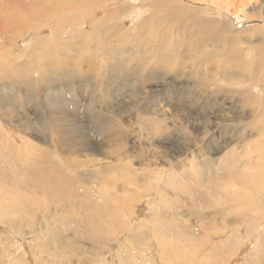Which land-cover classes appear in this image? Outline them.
Returning <instances> with one entry per match:
<instances>
[{
	"label": "rangeland",
	"instance_id": "obj_1",
	"mask_svg": "<svg viewBox=\"0 0 264 264\" xmlns=\"http://www.w3.org/2000/svg\"><path fill=\"white\" fill-rule=\"evenodd\" d=\"M140 1L0 0V264H264V136L245 125L256 119H237L252 106L235 93L249 84L244 60L256 61L264 47V0L220 12V0H174L185 9L171 18L170 0L151 17L147 5L132 13ZM188 14L214 24L206 29ZM177 17L186 23L178 27ZM203 34L211 38L201 48L169 53L173 39ZM52 66L67 72L50 76ZM36 165L52 174L41 176ZM226 167L236 170L224 174Z\"/></svg>",
	"mask_w": 264,
	"mask_h": 264
},
{
	"label": "bare ground",
	"instance_id": "obj_2",
	"mask_svg": "<svg viewBox=\"0 0 264 264\" xmlns=\"http://www.w3.org/2000/svg\"><path fill=\"white\" fill-rule=\"evenodd\" d=\"M109 1V0H108ZM119 1V0H118ZM140 1V0H139ZM145 1H147V0H145ZM145 1H140V2H138V3H140V5L139 6H137V3L136 4H134L133 3V6L131 7V9H132V13H135V12H137V10L139 11V7H144V6H148L147 8H149L150 9V17H151V15H152V12H153V10L155 9V7H160V8H162L161 7V5L162 4H159V3H161V0H152V1H150V2H145ZM171 2L169 3V2H165L164 3V9L166 10V5L165 4H169V9H168V12H169V16H170V18L172 17V16H175V13L174 12H176V10L177 9H180L181 7L182 8H184V6H180V5H178V4H176L175 3V1L174 0H170ZM187 1H189V0H187ZM192 1V0H191ZM193 1H196V0H193ZM193 1L192 2H190V3H193ZM203 1V0H202ZM221 1H223V2H221ZM235 1L237 2V1H239V2H241V3H244V4H246V3H248L247 2V0L245 1V0H220V3L218 4V10H219V12L221 11V10H223L225 7H227V6H230V5H232V4H234L235 3ZM8 2V1H7ZM199 2H200V4H201V0H199ZM199 2H198V4H199ZM196 3V2H195ZM8 4V3H7ZM7 4H6V7H7ZM29 4V3H28ZM205 4V3H204ZM230 4V5H229ZM244 4H242V5H244ZM58 4H56V6H57ZM112 5V4H111ZM127 5V4H126ZM193 5H195V4H193ZM206 5V4H205ZM256 5V4H255ZM14 6H15V4H14ZM35 6V5H34ZM114 6V5H113ZM127 6H129V5H127ZM196 6H197V4H196ZM208 6V5H207ZM224 6V8H222ZM1 7V6H0ZM8 7H10L9 9H11L12 7L11 6H8ZM53 7H55V6H53ZM89 7H91V6H89ZM205 7V6H204ZM211 7V6H210ZM18 8V7H17ZM62 8V7H61ZM92 8V7H91ZM113 8V7H112ZM146 8V7H145ZM182 8H181V10H182ZM194 8V7H193ZM197 8V7H196ZM199 8H201L200 7V5H199ZM207 8H209V7H207ZM235 8V7H234ZM233 8V9H234ZM21 9V8H20ZM30 9V8H29ZM54 9V8H53ZM93 9V8H92ZM119 9V8H118ZM163 9V10H164ZM185 9V8H184ZM195 9V8H194ZM202 9V8H201ZM216 9V8H215ZM7 10V9H6ZM5 10V11H6ZM12 10V9H11ZM55 10H57V8L55 9ZM68 10V9H67ZM82 10H83V8H82ZM116 10V9H115ZM120 10V9H119ZM148 10V9H147ZM155 10H162V9H155ZM163 10H162V12H163ZM228 10V9H227ZM13 11V10H12ZM16 11V10H15ZM15 11H13V12H15ZM28 11H30V10H28ZM34 11H36V10H34ZM34 11H32L33 13H34ZM53 11V10H52ZM64 11H66V9L64 10ZM117 11V10H116ZM127 11H129V10H127ZM234 11H235V9H234ZM10 12V11H9ZM20 12V11H19ZM23 12V11H22ZM27 12V11H26ZM51 12V11H50ZM56 12V11H55ZM58 12V11H57ZM56 12V13H57ZM70 12V11H69ZM83 12H84V10H83ZM86 12V11H85ZM141 12V11H140ZM4 13V12H3ZM28 13V12H27ZM33 13H31V14H33ZM36 13V12H35ZM55 13V14H56ZM63 13V12H62ZM161 13V12H160ZM159 13V14H160ZM234 13V12H233ZM9 14H11V12L9 13ZM8 14V15H9ZM14 14V13H13ZM18 13H17V11H16V15H17ZM22 14V13H21ZM26 13H24L23 15H21V16H18V17H21V18H23V20L25 19L24 18V16H26L25 15ZM30 14V17L32 18V16H34V15H31ZM128 14V13H127ZM231 14V13H230ZM37 15V14H36ZM53 15V14H52ZM7 16V15H6ZM23 16V17H22ZM27 16H29V14H27ZM137 16V15H136ZM135 16V17H136ZM9 17H10V15H9ZM13 17V16H12ZM123 17V16H122ZM129 17V16H128ZM179 17V16H178ZM177 17V20H176V23H177V26L178 27H180L181 25H184L185 23H186V20L185 19H182L183 17H181V19L180 18H178ZM29 17H27L26 18V22H30V21H27V19H28ZM36 18H38L37 16H36ZM47 18H49V17H47ZM46 18V19H47ZM51 18V17H50ZM126 18V17H125ZM157 18H158V16H157ZM10 19V18H9ZM12 19V18H11ZM34 19V18H33ZM39 19V18H38ZM52 19V18H51ZM60 19V18H59ZM127 19V18H126ZM129 19V18H128ZM136 19H137V17H136ZM159 19V18H158ZM187 19L188 20H192V22L194 23V24H196V25H202L203 23H205V28L207 29L209 26H212L214 23V20H204L203 18H201L200 16H198V15H194V14H188L187 15ZM15 20V19H14ZM29 20V19H28ZM32 20V19H31ZM48 21L50 20V19H47ZM2 21V20H1ZM5 21V20H4ZM7 21V20H6ZM9 21V20H8ZM13 21V20H12ZM33 21V20H32ZM64 21V20H63ZM75 21H76V19H75ZM158 21V20H157ZM14 22V21H13ZM16 22H19V20L17 21L16 20ZM22 22V21H21ZM26 22H22V23H26ZM36 22V21H35ZM34 22V23H35ZM44 22H45V20H44ZM70 22H74V19H73V21H70ZM69 22V23H70ZM79 22V21H78ZM78 22H77V24H78ZM126 22V21H125ZM138 22H140V21H138ZM147 22V20H144L142 23L143 24H145ZM8 23V22H7ZM10 23V22H9ZM12 23V22H11ZM46 23V22H45ZM100 23V22H99ZM29 24V23H28ZM39 24V23H38ZM37 24V25H38ZM48 24V23H47ZM52 25H53V23H51ZM54 24H55V22H54ZM59 24H60V22H59ZM59 24H57V25H59ZM136 24V23H135ZM22 25V24H21ZM24 25V24H23ZM22 25V26H23ZM56 25V26H57ZM64 25V24H63ZM68 25V24H67ZM70 25V24H69ZM89 25H90V27H92L93 28V23H91V21H90V23H89ZM6 26V25H5ZM27 26V25H26ZM41 26V25H40ZM96 26V25H95ZM144 26V25H143ZM142 26V27H143ZM149 26H150V24H149ZM149 26H147L146 28H148ZM153 26V25H152ZM58 27V26H57ZM78 27V26H77ZM80 27V26H79ZM112 28V31H111V33H109V34H111V35H113V34H116L117 33V28H116V26L114 25V24H110V25H108L107 27H106V31L109 29V28ZM131 27V26H130ZM129 27V28H130ZM141 27V26H140ZM141 27V28H142ZM154 27V26H153ZM32 28V27H31ZM54 28V27H53ZM59 28V27H58ZM72 28V27H71ZM128 28V27H127ZM135 27H133V29H134ZM40 29L42 30V28L40 27ZM65 29V28H64ZM63 29V30H64ZM101 29V28H100ZM136 29V28H135ZM205 29V31H204V33H206V34H208L207 33V30ZM57 30V29H56ZM122 30V29H121ZM128 30V29H127ZM190 30L192 31V27L190 28ZM11 31V30H10ZM23 31V30H22ZM21 31V32H22ZM27 31H29V30H27ZM38 31V30H37ZM59 30H57L56 32H58ZM85 31V30H84ZM90 31H91V29H90ZM126 31V30H125ZM134 31V30H133ZM140 31H141V29H140ZM55 32V33H56ZM80 32V31H79ZM129 32V31H128ZM139 32V31H138ZM39 33V32H38ZM54 33V34H55ZM61 33V32H60ZM81 33V32H80ZM84 33H86V32H84ZM119 33V32H118ZM126 33H127V31H126ZM131 32H129V34H130ZM144 33H146L145 32V30H144ZM35 34H36V32H35ZM56 34H58V33H56ZM206 34H203V35H198L194 40H192V41H188V40H186V39H173V41H171V44H170V48H169V53H171V52H174L176 55H180L181 56V51L182 50H189L191 53H192V51L193 50H195V49H199V48H201L203 45H204V42L206 41V40H209L210 38H211V36L210 35H206ZM34 35V34H33ZM43 36V35H42ZM46 37L48 36V35H45ZM49 36H51V34L49 35ZM53 36V35H52ZM58 36H60V35H58ZM97 36V35H96ZM102 36V35H101ZM116 36V35H115ZM126 36V35H125ZM135 36H137V35H135ZM176 36V35H175ZM35 37H37L38 38V36H35ZM127 37V36H126ZM138 37V36H137ZM53 38H55V37H53ZM58 38V37H57ZM133 38V37H132ZM39 39V38H38ZM41 39L43 40V39H45V37L44 38H40V41H41ZM48 39V38H47ZM56 39V38H55ZM124 39V38H123ZM234 39V38H233ZM14 40V39H13ZM52 40V39H51ZM58 40H60V37L58 38ZM62 40V39H61ZM60 40V41H61ZM30 41V40H29ZM54 42H56L55 40H53ZM151 41V40H150ZM154 41H155V39H154ZM162 41V40H161ZM13 42V41H12ZM45 42V41H44ZM44 42H42V43H44ZM47 42H51V41H47ZM46 42V43H47ZM41 44V43H40ZM40 44H39V46H40ZM53 44H55V43H53ZM59 44V43H58ZM73 44V43H72ZM164 43H162V42H160V46H162ZM35 45H37L36 43L34 44V46ZM41 45H43V44H41ZM61 45V44H60ZM67 44H65V46H66ZM84 45V44H83ZM88 45V44H87ZM86 45V46H87ZM44 46H45V43H44ZM50 46V45H49ZM74 46V45H73ZM77 46H80V45H77ZM139 46V45H138ZM143 46V45H142ZM16 47V46H15ZM57 47V46H56ZM59 47V46H58ZM75 47V46H74ZM25 48V47H24ZM36 48H38L37 46L35 47V48H33V50L34 49H36ZM45 48V47H44ZM82 48V47H81ZM50 49H52V48H50ZM58 49V48H57ZM23 50H25V49H23ZM42 50V49H41ZM54 49H52V52H54V51H56V48H55V50L53 51ZM80 50H82V49H80ZM79 50V51H80ZM35 51V50H34ZM49 51V50H48ZM59 51V50H58ZM12 52V51H11ZM40 52V51H39ZM45 52H46V50H45ZM51 52V51H50ZM50 52H46V54H48V53H50ZM66 52V51H65ZM205 52V51H204ZM9 53V52H8ZM32 53V52H31ZM43 53V51L41 52V54ZM255 54H254V58H256V61H254V62H249V60L247 61V60H244V64H245V66H247V67H245L243 64H242V67H243V71H245L246 72V75L248 76V78H249V84L247 85V86H245L244 87V89L242 90H236V91H238V92H235V93H237L238 94V96L242 99V101L243 102H245V103H248V104H250L251 106H252V108L251 107H248V108H250V110L249 111H247V112H245V111H243V115H241V116H239L237 119H243V120H245V119H249L250 117L251 118H253V119H256L257 121H255L253 124L252 123H245V125H246V127L248 126V124H249V126H251L252 128H257L258 129V131L256 132L258 135H260V136H264V122H262L261 120L263 119V117H264V84H262L261 86H258V83H259V80H258V78H257V74L259 73L260 74V70L259 69H261V62H263L264 61V47H259V48H257V50L254 52ZM33 54V53H32ZM40 54V55H41ZM45 54V55H46ZM61 54H62V52H61ZM20 55H21V53H20ZM59 55V54H58ZM253 55V54H252ZM43 56V55H42ZM41 56V58H47V57H42ZM47 56V55H46ZM65 56H67V55H65ZM80 56V55H79ZM29 57V56H28ZM206 57H208V55L207 54H204V58H206ZM252 57V56H251ZM40 57L38 58V60L39 59H41ZM162 58H163V56H161V58H160V60H162ZM179 58V57H178ZM17 59V58H16ZM51 59V58H50ZM37 60V59H36ZM45 60V59H44ZM48 60H49V58H48ZM55 60H57L56 58H55ZM159 59H158V63H157V65H158V68L162 71V72H164V70H165V63H160L159 61H160ZM197 60V59H196ZM9 61V60H8ZM34 61V60H33ZM58 61V60H57ZM56 61V62H57ZM60 61V60H59ZM58 61V62H59ZM37 62V64L38 63H40V62H38V61H36ZM53 62H55V61H53ZM53 62H51V64H53ZM112 62L113 61H111V64H112ZM115 62V61H114ZM113 62V63H114ZM180 62H184V61H180ZM194 63V65L196 64V62L195 61H193ZM201 62V61H200ZM202 62H203V60H202ZM201 62V63H202ZM204 62H206L205 60H204ZM203 62V63H204ZM4 63V62H3ZM14 63V62H13ZM24 63V62H23ZM31 63V62H30ZM48 63V62H47ZM60 63V62H59ZM59 63H58V65H56L55 63V65L56 66H58V67H60L59 66ZM91 63V62H90ZM107 63V62H106ZM108 63H110V62H108ZM122 63H124V62H122ZM126 63V62H125ZM178 63V62H177ZM200 63V64H201ZM25 64V63H24ZM34 64H35V62H34ZM50 64V65H51ZM199 64V65H200ZM263 64H264V62H263ZM1 65V64H0ZM8 65V64H7ZM33 65V64H32ZM41 65H42V62H41ZM49 65V64H48ZM47 65V66H48ZM76 65V64H75ZM74 65V66H75ZM91 65V64H90ZM198 64L196 65L197 66V68L198 67H200ZM203 65V64H202ZM6 66V65H5ZM22 66H24V65H22ZM21 66V67H22ZM25 66H26V64H25ZM24 66V67H25ZM54 66V65H53ZM53 66H52V68L50 67L49 68V70L51 71H49L50 72V76H52V75H54V74H56V73H58V74H64L65 72H67V70L66 69H60V70H56V71H53L52 72V70H54L55 68H58V67H54V69H53ZM105 68H107L108 67V69H109V64H105V65H103ZM117 66V65H116ZM122 66V65H121ZM4 67V66H3ZM3 67H0V68H3ZM7 67V66H6ZM27 67V66H26ZM30 67V66H29ZM49 67V66H48ZM47 67V68H48ZM131 67L132 68H135L136 70H137V68H136V66H134V65H131ZM16 68H18L17 66H16ZM35 68L37 69V67H36V64H35ZM110 68H111V66H110ZM247 68V69H246ZM4 69V68H3ZM14 69V68H13ZM19 69V68H18ZM22 69V68H21ZM27 69H29L28 67H27ZM26 69V70H27ZM34 69V68H33ZM52 69V70H51ZM112 69V68H111ZM134 69V70H135ZM201 69H202V67H201ZM204 69V68H203ZM24 70V69H23ZM23 70H21V71H23ZM26 70L25 71H23L24 73H26ZM30 70V69H29ZM28 70V71H29ZM38 70V69H37ZM81 70V69H80ZM115 70H117V69H115ZM119 70V69H118ZM3 71V70H2ZM5 71V70H4ZM12 71V70H11ZM10 71V72H11ZM16 71V70H15ZM27 71V72H28ZM41 71V70H40ZM125 70H123V72H124ZM128 71V70H127ZM196 71H199V68L196 70ZM201 71V70H200ZM205 71V70H204ZM18 72V71H17ZM16 72V73H17ZM20 72V71H19ZM30 72V71H29ZM76 72V71H75ZM80 73H81V71H79ZM85 72V71H84ZM109 72V71H108ZM115 72V71H114ZM4 73V75L6 74L5 72H3ZM12 73H14V70H13V72ZM31 73V72H30ZM44 73H45V71H44ZM128 73V72H127ZM201 73V72H200ZM205 72H203V74H204ZM2 74V73H1ZM26 74H28V73H26ZM40 74V73H39ZM43 73H41V75H42ZM198 74V73H197ZM236 74V72L235 71H230V75H229V78L230 79H233V77H234V75ZM8 75V74H7ZM7 75H6V77H7ZM14 75H16V74H14ZM45 75H47V74H45ZM69 75V74H68ZM68 75H66V77L68 76ZM74 74H72L71 76H73ZM196 75V74H195ZM199 75V74H198ZM202 75V74H201ZM3 76V75H2ZM19 76H20V74H19ZM25 76V75H24ZM23 76V77H24ZM40 76V75H39ZM38 76V77H39ZM49 76V77H50ZM26 77V76H25ZM29 77V76H28ZM45 77V81H46V83H49L50 82V80H49V82H48V79H49V77L47 76V78H46V76H44ZM65 77V78H66ZM89 77V76H88ZM5 78V77H4ZM53 78H55V77H53ZM19 79V78H18ZM22 79V78H21ZM56 79H58L57 81L59 82V80H63L64 79V77H63V75L62 76H57V78ZM56 79H54V81L56 80ZM74 79H75V76H74ZM73 79V80H74ZM261 79L262 80H264V77H261ZM53 80V79H52ZM72 80V79H71ZM72 80V81H73ZM201 80V79H200ZM203 80V79H202ZM56 81V82H57ZM198 81H199V79H198ZM204 81V80H203ZM29 82V81H28ZM33 82V81H32ZM37 82V81H36ZM200 83V85H201V81H199ZM39 83V82H38ZM204 83V82H203ZM207 83V82H206ZM205 83V84H206ZM24 84H26V83H24ZM208 84V83H207ZM31 86V85H30ZM49 86H54L53 84H52V82H50V85ZM108 86V85H107ZM204 86V85H203ZM206 86V85H205ZM210 86V85H209ZM208 86V87H209ZM1 87V86H0ZM28 87V86H27ZM55 87V86H54ZM217 87V86H216ZM2 88V87H1ZM25 88H26V86H25ZM56 88V87H55ZM206 88V87H205ZM236 88V87H235ZM238 88V87H237ZM234 89V88H233ZM28 90V89H27ZM30 90V89H29ZM46 90V89H45ZM218 90H219V88H218ZM49 91V90H48ZM54 91H57V90H54ZM217 91V90H216ZM227 92V91H226ZM231 93V92H230ZM234 93V92H233ZM237 96V95H236ZM253 98L252 100H250V98ZM31 99V98H30ZM33 99V98H32ZM241 101V102H242ZM58 104V103H57ZM241 104V103H240ZM4 105V104H3ZM247 106V105H246ZM10 107H12V106H9V110H10ZM3 108V107H2ZM13 108V107H12ZM11 108V109H12ZM59 108V107H58ZM4 110H6V109H4ZM13 110V109H12ZM36 110V109H35ZM8 111V110H7ZM2 112V111H1ZM4 112V111H3ZM8 112H10L11 113V110L10 111H8ZM17 112V111H16ZM19 113V112H18ZM59 114V113H58ZM69 114V113H68ZM3 115V114H2ZM8 115V114H7ZM20 115V114H19ZM16 116V115H15ZM14 116V117H15ZM37 116V115H36ZM74 116V115H73ZM28 117V116H27ZM68 117V116H67ZM66 116H65V118H67ZM72 117V116H71ZM75 117V116H74ZM256 117V118H255ZM34 118V117H33ZM58 118V117H57ZM69 118V117H68ZM8 119V118H7ZM10 119V118H9ZM30 119V118H29ZM42 119V118H41ZM72 119V118H71ZM71 119H69L70 121H71ZM75 119V118H74ZM16 120V119H15ZM20 120H22V119H20ZM32 120V119H31ZM31 120L29 121V122H31ZM34 120V119H33ZM46 120V119H45ZM221 120V119H220ZM234 120V119H233ZM23 121H25V120H23ZM72 121H74V120H72ZM72 121H71V124H72ZM78 121V120H77ZM236 121V120H235ZM29 122H27V124L29 123ZM55 122V121H54ZM60 122V121H59ZM67 122V121H66ZM75 122V121H74ZM24 123V122H23ZM37 123V122H36ZM77 123V122H76ZM42 125V124H41ZM61 125V124H60ZM74 125V124H73ZM77 125V124H76ZM244 125V126H245ZM35 126V125H34ZM34 126H33V128H34ZM43 126V125H42ZM45 126V125H44ZM44 126H43V129H44ZM55 126V125H54ZM64 126V125H63ZM67 126V125H66ZM65 126V127H66ZM28 127V126H27ZM26 127V128H27ZM31 127V126H30ZM35 127H37V126H35ZM70 125H69V129H70ZM55 127H50V130H52V129H54ZM75 128V127H74ZM76 128H78V127H76ZM75 128V129H76ZM237 128V127H236ZM28 129V128H27ZM30 129V128H29ZM35 129V128H34ZM25 130V129H24ZM65 130H66V128H65ZM238 130V129H237ZM48 131V130H47ZM67 131V130H66ZM68 131H70V130H68ZM30 132V131H29ZM44 132V131H43ZM62 132V131H61ZM64 132V131H63ZM73 132H75V131H73ZM0 133H1V131H0ZM41 133V132H40ZM48 134H49V132H47ZM71 134H72V132H70ZM69 133V134H70ZM76 133V132H75ZM69 134H68V136H69ZM71 134H70V137H71ZM74 134V133H73ZM72 134V135H73ZM78 134V133H77ZM39 134H37V136H38ZM67 135V134H66ZM4 136V135H3ZM40 136H44V134L43 135H40ZM47 136V135H46ZM64 136V135H63ZM45 137V136H44ZM43 137V139H46V137L44 138ZM48 137H50V136H48ZM56 137V136H55ZM61 137V136H60ZM74 137H75V135H74ZM258 138H259V136H258ZM262 138V137H261ZM49 139V138H48ZM73 139H75V138H73ZM260 139V138H259ZM11 140H13V139H11ZM26 140V139H25ZM24 140V141H25ZM29 139H27V141H28ZM76 140V139H75ZM228 140H230V139H228ZM263 140H264V138H263ZM27 141H25V143L27 142ZM30 141V140H29ZM49 141V140H48ZM78 141V140H77ZM260 141H262V140H260ZM13 142V141H12ZM12 142H10V143H12ZM45 142H46V140H45ZM52 142H54V141H52ZM71 142V144L72 145H75V143H74V140H73V142L72 141H70ZM80 142V141H79ZM79 142H77V143H79ZM16 143V142H15ZM28 143V142H27ZM55 143V142H54ZM74 143V144H73ZM80 143H82V142H80ZM79 143V144H80ZM254 143V142H253ZM258 143L259 144H264V143H260L259 141H258ZM2 144V143H1ZM4 144V143H3ZM2 144V145H3ZM32 144V143H31ZM36 144V143H35ZM50 144V143H49ZM56 144V143H55ZM61 144V143H60ZM71 144H69V142H68V146L69 145H71ZM84 144V143H83ZM86 144V143H85ZM25 145V144H24ZM27 145V144H26ZM25 145V147H28V146H26ZM33 145V144H32ZM44 145V144H43ZM71 145V146H72ZM254 145V144H253ZM261 145V146H262ZM49 146V145H48ZM54 147H53V149L55 150V145H53ZM76 146V145H75ZM80 146H82V145H80ZM79 146V147H80ZM84 146V145H83ZM256 146H258V145H256ZM3 147V146H2ZM24 147V148H25ZM40 147V146H39ZM41 147H42V145H41ZM5 148V147H4ZM12 148V147H11ZM21 149V147H18V149ZM37 148V147H36ZM46 148V147H45ZM44 148V149H45ZM69 148H70V146H69ZM76 149L78 148L77 146L75 147ZM74 147H72L71 149L72 150H74L75 149ZM85 148V147H84ZM89 148V147H88ZM6 149V148H5ZM19 149V150H20ZM26 149V148H25ZM34 149H35V145H34ZM40 149V148H39ZM56 149H58L60 152H65L66 151V148L65 147H59V148H57L56 147ZM70 149V150H71ZM80 149V148H79ZM94 149H95V147H94ZM94 149H91V150H93V151H95ZM244 149V148H243ZM256 149V148H255ZM255 149H254V151H255ZM7 151H8V149H6ZM28 150V149H27ZM31 150V149H30ZM35 150H37V152H35V151H33L32 153L33 154H35V153H37L38 154V149H35ZM47 150H48V147H47ZM82 150H83V148H82ZM27 152H29V150L27 151ZM27 152H26V154H27ZM31 153V152H30ZM42 153H44L43 151H42ZM41 153V154H42ZM46 153V152H45ZM47 153H48V151H47ZM244 153V152H243ZM5 154V153H4ZM37 154H35V155H37ZM60 154H62V153H60ZM245 154V153H244ZM7 154H5V156H6ZM28 155V154H27ZM34 155V156H35ZM48 155V154H47ZM46 155V156H47ZM241 155H243V154H241ZM31 156V155H30ZM33 156V155H32ZM32 156H31V158L30 159H32ZM42 156V155H41ZM40 155H38V157H41ZM60 156V155H59ZM62 156H63V154H62ZM239 156V155H238ZM248 156V155H247ZM0 157H1V155H0ZM2 157H4V155L2 156ZM48 157V156H47ZM46 157V158H47ZM237 157V156H236ZM239 157H241V156H239ZM6 158H7V156H6ZM46 158H43L44 160L46 159ZM242 158H244V157H242ZM1 159V158H0ZM35 159H36V157H35ZM60 159V158H59ZM261 159V158H260ZM38 160L39 161H41L39 158H38ZM43 160V161H44ZM3 161H4V159H3ZM2 161V163H4ZM43 161H41V162H43ZM240 161V160H239ZM63 162V161H62ZM26 163V162H25ZM43 163H45V162H43ZM66 163V162H65ZM219 163V162H218ZM221 163V162H220ZM241 163V162H240ZM239 163V164H240ZM6 164V163H5ZM27 164H28V162H27ZM26 164V165H27ZM34 164H35V162H34ZM38 164V163H37ZM64 164V163H63ZM212 164V163H211ZM214 164V163H213ZM7 165V164H6ZM6 165H5V167H6ZM40 165H42L41 163H40ZM43 165H46V164H43ZM70 165V164H69ZM68 165V168L70 167ZM222 165V164H221ZM232 165H233V163H232ZM244 165V164H243ZM46 166H49V165H46ZM67 166V165H66ZM234 166V165H233ZM248 166H251V165H248ZM8 167V166H7ZM29 167V166H28ZM50 167H52V166H50ZM223 167V166H222ZM256 167V166H255ZM260 167V166H259ZM36 168H37V170H39V172H40V175L41 176H44L45 178L47 177H49V174L51 175L52 173H51V171H50V173H48L47 174V172H45V167L44 166H38V165H36ZM49 168V167H48ZM3 169V168H2ZM8 169V168H7ZM30 170H32L31 168H29ZM55 169V168H54ZM61 169V168H60ZM70 169V168H69ZM200 169V168H199ZM213 169V168H212ZM211 169V170H212ZM229 168H227L226 167V170H228ZM248 169V168H247ZM10 170V169H9ZM68 170V169H67ZM202 170V169H201ZM222 170H224V169H222ZM225 170V171H226ZM236 170V168H233L232 170H228V172H224V174L225 173H232L233 171H235ZM246 170V169H245ZM254 171H253V173L252 174H254L255 172H256V174H255V176H259V175H263L262 173H263V171L261 170V168H254L253 169ZM264 170V169H263ZM2 171V170H1ZM6 171V170H5ZM33 171H35V170H33ZM200 171V170H199ZM219 171V170H218ZM258 171V172H257ZM8 172V171H7ZM29 172V171H28ZM43 172L45 173V175H43ZM53 172H56V171H54L53 170ZM61 172H63V171H61ZM72 172V171H71ZM74 172V171H73ZM194 172V171H193ZM237 172V171H236ZM4 173V172H3ZM8 173H10V172H8ZM30 173V172H29ZM38 173V172H37ZM65 173V172H64ZM76 173V172H75ZM202 173V172H201ZM12 174V173H11ZM14 174V173H13ZM61 174V173H60ZM66 174V173H65ZM87 174V173H86ZM191 174V173H190ZM193 174V173H192ZM15 175V174H14ZM55 175V174H54ZM7 176H8V174H7ZM23 176H24V174H23ZM62 176V175H61ZM70 175H68V177H69ZM74 177H75V175H73ZM185 176V175H184ZM190 176V175H189ZM12 177V176H11ZM10 177V178H11ZM16 177V176H15ZM32 177V176H31ZM30 177V178H31ZM37 177V176H36ZM59 179H60V176H57ZM63 177H64V174H63ZM203 177V176H202ZM3 178V177H2ZM18 178V177H17ZM39 178V177H38ZM209 178V177H208ZM13 179H14V177H13ZM34 179V178H33ZM50 179V178H49ZM232 179V178H231ZM5 180H8V179H5ZM35 180V179H34ZM57 180V179H56ZM63 180V179H62ZM66 180H67V178H66ZM1 181V180H0ZM9 181V180H8ZM11 181V180H10ZM14 181V180H13ZM50 181V180H49ZM48 181V182H49ZM54 181H55V179H54ZM59 181H61V180H59ZM59 181H57V182H59ZM64 181V180H63ZM200 181V180H199ZM2 182V181H1ZM6 182V181H5ZM56 182V181H55ZM65 182V181H64ZM213 182V181H212ZM13 183H15V182H13ZM17 183H19V182H17ZM54 183V182H53ZM59 183H61V182H59ZM58 183V184H59ZM214 183V182H213ZM212 183V184H213ZM233 183V182H232ZM9 184V183H8ZM7 184V185H8ZM32 184H34V183H32ZM39 184H40V182H39ZM57 184V183H56ZM61 184H63V183H61ZM71 184V183H70ZM10 185V184H9ZM13 185V184H12ZM17 185V184H16ZM19 185H21L20 183H19ZM232 186H233V184H231ZM230 185V186H231ZM22 186V185H21ZM53 186V185H52ZM64 186V185H63ZM9 187V186H8ZM12 187V186H11ZM16 187V186H15ZM29 187V186H28ZM31 187V186H30ZM55 187V186H54ZM58 187V186H57ZM66 187H67V185H66ZM212 187V185L210 186V188ZM216 187V186H215ZM229 187V186H228ZM18 188V187H17ZM20 188V187H19ZM23 188H25V187H23ZM22 188V189H23ZM47 188V187H46ZM50 188H51V186H50ZM50 188H49V191H50ZM56 188V187H55ZM70 188V187H69ZM76 188V187H75ZM234 188H236V187H234ZM231 189V188H230ZM10 190V189H9ZM12 190H14V189H12ZM25 190V189H24ZM27 190H29V189H27ZM27 190H25V191H27ZM32 190H35V188H33ZM69 189H67V191H68ZM71 190H72V188H71ZM20 191V190H19ZM23 191V190H22ZM216 191V190H215ZM13 192H15V193H17L16 192V190L15 191H13ZM27 192H29V191H27ZM58 192L59 191H57V193L56 192H54L55 194H58ZM71 192V191H70ZM240 192V191H239ZM11 193V192H10ZM14 193V194H15ZM37 193V192H36ZM71 193H73V191L71 192ZM13 194V193H12ZM25 194H26V192H25ZM32 194V193H31ZM45 194V193H44ZM44 194H42V195H44ZM225 194V193H224ZM27 195V194H26ZM223 195V194H222ZM246 195H247V193H246ZM14 196V195H13ZM15 196H16V194H15ZM17 196H19V195H17ZM40 196V195H39ZM58 196H60V195H58ZM74 196H75V191H74ZM24 198H25V196H23ZM27 197H29V195H27L26 196V198ZM33 197V196H32ZM42 197V196H41ZM227 197H229L230 199L232 198V196L231 195H228ZM199 198V197H198ZM220 198H222V197H220ZM16 199V198H15ZM217 199H219V198H217ZM227 199V198H226ZM18 200V199H17ZM20 201V200H19ZM202 201H203V199H202ZM224 202H225V200H223ZM197 202V201H196ZM20 203V202H19ZM197 203H199V202H197ZM260 203V202H259ZM262 203V202H261ZM264 203V202H263ZM262 203V204H263ZM17 204H18V201H17ZM21 204V203H20ZM23 205H24V203H23ZM26 205V204H25ZM236 205H239V204H235V206ZM18 206H20L19 204H18ZM22 206V205H21ZM24 207H26V209H29V208H31V206L30 205H26V206H24ZM23 207V208H24ZM233 206H231V208H232ZM229 208V207H228ZM223 209V208H222ZM235 209V208H234ZM232 211V210H231ZM221 212V211H220ZM223 213V212H222ZM194 214H195V212H194ZM199 214V213H198ZM196 215V214H195ZM224 215V213L222 214V216ZM176 218V217H175ZM225 218V217H224ZM256 220V219H255ZM257 221V220H256ZM242 224V223H241ZM240 225V224H239ZM252 225V224H251ZM239 227V226H238ZM247 227V226H246ZM188 228V227H187ZM193 240V239H192ZM192 248V247H191ZM198 257V256H197ZM189 259V258H188ZM190 262V261H189Z\"/></svg>",
	"mask_w": 264,
	"mask_h": 264
}]
</instances>
